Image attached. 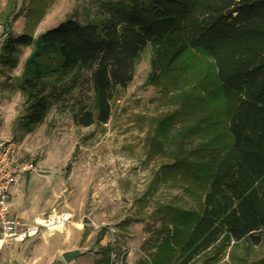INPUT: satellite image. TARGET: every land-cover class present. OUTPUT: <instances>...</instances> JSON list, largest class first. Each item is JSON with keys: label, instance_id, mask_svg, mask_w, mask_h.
Returning a JSON list of instances; mask_svg holds the SVG:
<instances>
[{"label": "trees", "instance_id": "16d2710c", "mask_svg": "<svg viewBox=\"0 0 264 264\" xmlns=\"http://www.w3.org/2000/svg\"><path fill=\"white\" fill-rule=\"evenodd\" d=\"M104 7L107 14L97 21L71 17L35 37L25 32L4 41L0 64L11 70L20 47L32 46L21 75L5 83L17 84L25 96L23 130L32 133L66 100L72 101L75 123H107L117 91L133 80L136 59L147 45L152 52L146 84L155 86L181 76L180 61L189 54H203L209 63L199 82L180 95L183 107L162 116L157 127L166 134L176 122L191 119L176 130L168 167L171 173H189L195 184L201 178L200 207L163 205L165 237L143 263L197 264L225 241L259 245L264 239V0H114ZM215 118L226 126L218 146L199 134ZM205 168L208 172L201 173ZM104 252L95 264L110 263L111 246Z\"/></svg>", "mask_w": 264, "mask_h": 264}, {"label": "rangeland", "instance_id": "374dc122", "mask_svg": "<svg viewBox=\"0 0 264 264\" xmlns=\"http://www.w3.org/2000/svg\"><path fill=\"white\" fill-rule=\"evenodd\" d=\"M109 1L114 0H0V50L9 36L30 32L35 37L67 18L97 21L107 14L104 4ZM31 50L32 46L20 47L13 70L0 64V134L18 140L21 160L37 167L10 187V206L26 225L57 212L68 211L72 217L58 230H41L21 242L7 239L0 248V264H95L107 245L111 257L124 254V264H144L166 234L160 232L163 205L200 207L196 191L201 178L195 184L189 173H171L168 167L176 130L191 119L176 122L166 134L157 127L162 116L183 107L180 95L199 82L208 59L189 54L180 61L181 76H170L165 86L146 84L152 52L147 45L136 59L133 80L117 91L107 123H75L72 101L66 100L26 133L20 123L26 114L25 96L17 84L5 83H15ZM225 128V120L215 118L199 134L218 146ZM70 246L83 253L66 263L61 250ZM197 264H264V239L259 245L225 241Z\"/></svg>", "mask_w": 264, "mask_h": 264}, {"label": "built area", "instance_id": "2783aa9c", "mask_svg": "<svg viewBox=\"0 0 264 264\" xmlns=\"http://www.w3.org/2000/svg\"><path fill=\"white\" fill-rule=\"evenodd\" d=\"M19 148L18 140L11 135L0 134V241L3 243L7 239L21 242L28 236H35L41 230L48 232L58 230L70 222L72 217L68 211L57 212L37 216L32 225H26L14 214L10 206V187L19 184L28 173L37 170L33 164L21 160ZM109 264H124V254L119 258L111 257Z\"/></svg>", "mask_w": 264, "mask_h": 264}, {"label": "water", "instance_id": "95a60500", "mask_svg": "<svg viewBox=\"0 0 264 264\" xmlns=\"http://www.w3.org/2000/svg\"><path fill=\"white\" fill-rule=\"evenodd\" d=\"M83 252L81 251V249H68V250H64L62 257L63 259H65L66 263H69L71 261H73L77 256H79V254H82Z\"/></svg>", "mask_w": 264, "mask_h": 264}, {"label": "crops", "instance_id": "0c3cea01", "mask_svg": "<svg viewBox=\"0 0 264 264\" xmlns=\"http://www.w3.org/2000/svg\"><path fill=\"white\" fill-rule=\"evenodd\" d=\"M73 248H74L73 246H70L68 248H64V250L73 249ZM64 250H61V252H64Z\"/></svg>", "mask_w": 264, "mask_h": 264}, {"label": "bare ground", "instance_id": "6f19581e", "mask_svg": "<svg viewBox=\"0 0 264 264\" xmlns=\"http://www.w3.org/2000/svg\"><path fill=\"white\" fill-rule=\"evenodd\" d=\"M2 245H3V242H2V241H0V248L2 247Z\"/></svg>", "mask_w": 264, "mask_h": 264}]
</instances>
